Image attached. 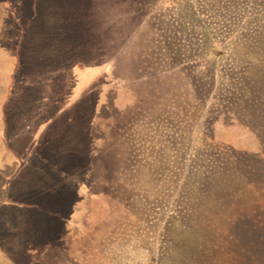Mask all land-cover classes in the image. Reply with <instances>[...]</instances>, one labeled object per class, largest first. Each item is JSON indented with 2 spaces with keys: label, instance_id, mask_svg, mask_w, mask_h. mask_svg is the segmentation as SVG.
<instances>
[{
  "label": "rangeland",
  "instance_id": "1",
  "mask_svg": "<svg viewBox=\"0 0 264 264\" xmlns=\"http://www.w3.org/2000/svg\"><path fill=\"white\" fill-rule=\"evenodd\" d=\"M6 192L0 264H264V0H0Z\"/></svg>",
  "mask_w": 264,
  "mask_h": 264
},
{
  "label": "crops",
  "instance_id": "2",
  "mask_svg": "<svg viewBox=\"0 0 264 264\" xmlns=\"http://www.w3.org/2000/svg\"><path fill=\"white\" fill-rule=\"evenodd\" d=\"M30 157V154H27L26 155V159H24L23 160V164H24V162L28 159ZM18 163H19V160H18ZM21 164V166H22V163H20ZM4 197V198H3ZM7 197V192L4 194V195H2L1 196V198H0V204L4 201V199ZM58 240V239H57ZM57 240H55V241H57Z\"/></svg>",
  "mask_w": 264,
  "mask_h": 264
},
{
  "label": "trees",
  "instance_id": "3",
  "mask_svg": "<svg viewBox=\"0 0 264 264\" xmlns=\"http://www.w3.org/2000/svg\"><path fill=\"white\" fill-rule=\"evenodd\" d=\"M247 83H248V82H247ZM248 88H249V89H248V92H250V90H251L252 92H253V91H254V92H257V91H255V88L253 87V85H251V82H250V84L248 85ZM257 105H258V104H257ZM260 109H262V107H260ZM259 111H260L259 109H256V110H255V113L258 114Z\"/></svg>",
  "mask_w": 264,
  "mask_h": 264
}]
</instances>
